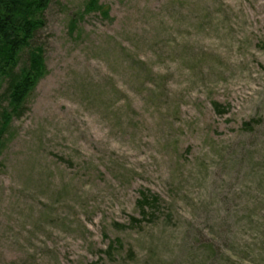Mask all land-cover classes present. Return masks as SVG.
<instances>
[{
    "label": "rangeland",
    "instance_id": "374dc122",
    "mask_svg": "<svg viewBox=\"0 0 264 264\" xmlns=\"http://www.w3.org/2000/svg\"><path fill=\"white\" fill-rule=\"evenodd\" d=\"M41 16L46 74L0 149V264H264V0Z\"/></svg>",
    "mask_w": 264,
    "mask_h": 264
},
{
    "label": "trees",
    "instance_id": "16d2710c",
    "mask_svg": "<svg viewBox=\"0 0 264 264\" xmlns=\"http://www.w3.org/2000/svg\"><path fill=\"white\" fill-rule=\"evenodd\" d=\"M51 0H0V78H9L8 107L0 112V149L4 144L6 133L12 121L24 113L25 103L40 79L46 74L43 49L32 47V40L45 21L41 13L49 6ZM30 48L27 64L19 71L21 54ZM219 111L220 103L215 102ZM144 195L139 200L141 211L153 202ZM134 221L137 220L133 217Z\"/></svg>",
    "mask_w": 264,
    "mask_h": 264
}]
</instances>
